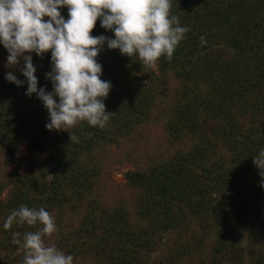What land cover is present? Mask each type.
<instances>
[{
	"label": "trees",
	"instance_id": "16d2710c",
	"mask_svg": "<svg viewBox=\"0 0 264 264\" xmlns=\"http://www.w3.org/2000/svg\"><path fill=\"white\" fill-rule=\"evenodd\" d=\"M60 11L67 19V8ZM171 14L190 31L170 62L162 56L156 68H145L105 44L97 60L101 79L112 85L104 103L113 115L103 129L76 125L78 143L46 128L48 111L26 95V82L5 79L12 72L26 81L23 62L7 67L0 45L5 261L23 264L12 233L22 240L39 227L3 228L27 205L57 215L56 247L74 264H264V177L253 163L264 149V0H172ZM101 34L114 38L98 19L91 35ZM32 56L38 88L51 92L50 51ZM152 144H161L162 154H153ZM125 161L133 170L116 182L112 167ZM175 234L176 248L154 260Z\"/></svg>",
	"mask_w": 264,
	"mask_h": 264
},
{
	"label": "clouds",
	"instance_id": "9594fccd",
	"mask_svg": "<svg viewBox=\"0 0 264 264\" xmlns=\"http://www.w3.org/2000/svg\"><path fill=\"white\" fill-rule=\"evenodd\" d=\"M171 7L172 0H0V45L8 53L7 67L15 68L22 61L20 72L26 81L12 72L5 79L17 86L26 82V95L35 94L48 111L46 128L69 132L70 141L78 143L71 131L76 125L87 122L103 129L113 115L104 103L112 85L101 79L102 65L97 60L105 44L122 55L138 57L145 68H156L162 56L170 62L190 31L171 14ZM62 8H67V19ZM98 19L114 38L91 35ZM49 51L52 70L45 75L52 82L51 92L38 88L32 56L43 58ZM253 163L264 177V149ZM13 224L39 226L35 232H25L22 240L21 233H12V243L24 249L23 264H74L73 255L45 243L57 225L44 207L21 205L6 217L3 228Z\"/></svg>",
	"mask_w": 264,
	"mask_h": 264
},
{
	"label": "rangeland",
	"instance_id": "374dc122",
	"mask_svg": "<svg viewBox=\"0 0 264 264\" xmlns=\"http://www.w3.org/2000/svg\"><path fill=\"white\" fill-rule=\"evenodd\" d=\"M48 121H49V119H48ZM25 144H26V142L23 141L21 143V146H22V151H23L25 157H27L28 154L26 151ZM161 144H162V142H161ZM161 144L159 146H157L156 144H152L151 146H149V148H151V150L155 149L157 146V148L153 151V154H162V151L160 148ZM146 145H147V143H146ZM132 170L133 169H132L131 165L127 161H125V163H118L117 162V164H114L112 167L111 178L116 182H122L123 181V175L126 172L132 171ZM20 171H23V167H21ZM51 216L54 217V219H55L57 215L55 213H52ZM179 238H180V235L175 234V235H171V236L167 237L166 239H164L163 244L158 247L157 251L153 254L152 258L158 262L160 260L164 259L170 251H172L173 249L176 248V242L179 241ZM58 241H59V236H58L57 230L50 237L49 236L45 237V243L48 245L57 246ZM15 256L18 257V255H15ZM8 260L9 259H7L5 261L2 257H0V264H7L8 262H11V261H12V264H17V262H18V259H16V258H12L9 261ZM14 260H17V261H14Z\"/></svg>",
	"mask_w": 264,
	"mask_h": 264
}]
</instances>
